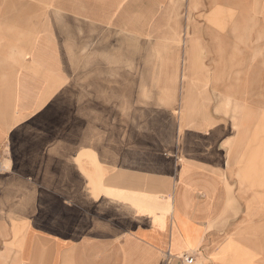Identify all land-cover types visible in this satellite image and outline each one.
<instances>
[{
    "label": "crops",
    "instance_id": "1",
    "mask_svg": "<svg viewBox=\"0 0 264 264\" xmlns=\"http://www.w3.org/2000/svg\"><path fill=\"white\" fill-rule=\"evenodd\" d=\"M183 4L0 0V56H31L34 70L66 71L49 86L81 87L67 89L65 142L34 145L33 181L25 144L0 177V264H264V159L249 158L264 133L250 145L246 118L234 129L220 110L232 97L211 89L207 40L219 32L180 30ZM232 13L216 5L206 20L220 31ZM107 37L109 62L103 41L91 48ZM2 57L0 102H9L19 81ZM107 63L112 81L90 78Z\"/></svg>",
    "mask_w": 264,
    "mask_h": 264
},
{
    "label": "rangeland",
    "instance_id": "2",
    "mask_svg": "<svg viewBox=\"0 0 264 264\" xmlns=\"http://www.w3.org/2000/svg\"><path fill=\"white\" fill-rule=\"evenodd\" d=\"M181 1L184 3L183 6L176 8V14L180 16L178 24L180 30L193 29L196 22L202 30L219 32L217 38L207 40L213 48V56L211 57L214 61V72L212 75L218 83V86L211 89L219 95H222L220 93L224 90V93H228L226 94L228 97H232L230 103L219 102V106L223 105L220 110L226 114L230 113L233 117L231 120L234 129L237 128L236 125L240 119L246 118L250 145H252L253 141L257 139L256 132L261 129L260 133H264V37L254 38V36H264V0ZM216 5L233 10L227 19L226 27L220 31L214 29L206 20V16ZM195 11L196 13L193 14ZM113 39L112 37H107L104 40L91 39V48L103 41L100 46H105L107 49L106 60L109 62ZM186 41V39H179L177 46H183ZM42 49L48 50L44 47ZM61 49L63 51L62 56L66 58L65 48L62 47ZM39 57L42 61L47 60V63L42 66L49 67L48 54H41ZM2 60L4 63L10 64V77L16 79V84L19 81V86L9 87L11 94L9 99L13 97L11 101L0 102V132H2V123L7 119L10 122L9 135H1L0 133V177L12 174L14 147L25 144L20 153L26 152L29 163V166L26 165V170L32 171V174L28 175H30L29 179L33 181L34 145L41 144L46 147V144L56 143L57 140L58 142H65V99L68 88L64 85L49 86V84L56 79L58 83L59 79L64 80L66 71L60 73L55 70H34L30 65L33 62L31 56H27L20 63L12 62L13 60L5 57H2ZM108 65L112 66L107 63V69ZM109 69L101 71L97 75L90 74V78L100 77L112 81L113 72ZM81 74L82 71H70V79L80 78ZM226 84L228 86H225ZM80 89L81 87H74L73 89L70 87L68 90L70 93L73 90L72 93L76 95ZM112 89V86L105 88V93L112 94ZM42 95L45 97L42 98ZM41 99L44 102L40 103ZM50 100H53L52 103ZM20 110H24L26 113L22 115L18 112ZM35 110L37 112L32 114V111ZM77 110L79 114L76 113L75 108V122L81 120L80 103ZM51 111L57 116L51 114ZM71 121L70 119L69 122L71 123ZM261 123L263 127L259 126ZM1 146L4 148L3 150H1ZM249 158L264 159V146H259L249 155Z\"/></svg>",
    "mask_w": 264,
    "mask_h": 264
},
{
    "label": "built area",
    "instance_id": "3",
    "mask_svg": "<svg viewBox=\"0 0 264 264\" xmlns=\"http://www.w3.org/2000/svg\"><path fill=\"white\" fill-rule=\"evenodd\" d=\"M183 261L185 264H192V262H193L191 257L184 258Z\"/></svg>",
    "mask_w": 264,
    "mask_h": 264
},
{
    "label": "bare ground",
    "instance_id": "4",
    "mask_svg": "<svg viewBox=\"0 0 264 264\" xmlns=\"http://www.w3.org/2000/svg\"><path fill=\"white\" fill-rule=\"evenodd\" d=\"M239 127V126H238Z\"/></svg>",
    "mask_w": 264,
    "mask_h": 264
}]
</instances>
